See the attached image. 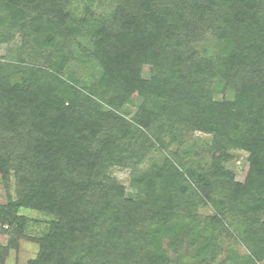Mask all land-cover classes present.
Wrapping results in <instances>:
<instances>
[{
    "label": "trees",
    "instance_id": "obj_1",
    "mask_svg": "<svg viewBox=\"0 0 264 264\" xmlns=\"http://www.w3.org/2000/svg\"><path fill=\"white\" fill-rule=\"evenodd\" d=\"M0 176V264H264V0H0Z\"/></svg>",
    "mask_w": 264,
    "mask_h": 264
},
{
    "label": "rangeland",
    "instance_id": "obj_2",
    "mask_svg": "<svg viewBox=\"0 0 264 264\" xmlns=\"http://www.w3.org/2000/svg\"><path fill=\"white\" fill-rule=\"evenodd\" d=\"M103 11V10H100ZM4 49L2 48L1 53H4ZM144 76H148L149 74V68L144 67L143 70ZM221 85H219V88ZM218 88V89H219ZM232 93L230 91H227L224 94L217 93L215 95V98L217 100H221L223 98L229 99L232 98ZM135 109L133 107H130L127 109L126 115L131 116L134 113ZM202 137V136H201ZM207 138H196L199 143L204 142V140ZM235 158L234 160L229 164V168L232 169L237 175H239L245 165L246 162V155L240 154L238 152H234ZM154 163L160 164L161 163V155L159 153H153L144 163H142L139 166V170L146 171L150 168V166ZM109 175L111 177H114L118 180L119 183L122 185L127 186L128 180L131 176V171L129 169H121V168H112L109 171ZM10 194L13 196V190H10ZM6 196L7 192L5 191V188L2 183V178L0 176V203L6 202ZM126 196L129 198H132L134 196V192L131 190L126 191ZM211 211L210 209H206L202 211V215L209 214ZM21 215L26 216L29 218L28 226H27V233L30 236H36L41 234V232L44 230V223L49 218L45 215H42L40 213L23 209L20 211ZM6 244V238L5 236L0 234V245ZM237 252H243V250L240 247L236 248ZM38 252V246L27 242V241H21L19 245V249L17 251H10L9 257L7 259V264H26L29 260L35 258L36 254Z\"/></svg>",
    "mask_w": 264,
    "mask_h": 264
}]
</instances>
